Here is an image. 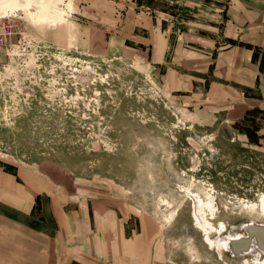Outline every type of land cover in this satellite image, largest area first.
<instances>
[{"label":"rangeland","instance_id":"374dc122","mask_svg":"<svg viewBox=\"0 0 264 264\" xmlns=\"http://www.w3.org/2000/svg\"><path fill=\"white\" fill-rule=\"evenodd\" d=\"M152 1L60 0L48 19L0 2V216L88 217L116 264H256L194 218L200 196L235 248L264 224V110L234 109L264 42L230 0Z\"/></svg>","mask_w":264,"mask_h":264},{"label":"crops","instance_id":"0c3cea01","mask_svg":"<svg viewBox=\"0 0 264 264\" xmlns=\"http://www.w3.org/2000/svg\"><path fill=\"white\" fill-rule=\"evenodd\" d=\"M228 4L231 25L255 32L256 36L249 41L264 42V0H230ZM251 58L248 56L241 64L249 72V77L235 85L244 99L238 101L234 109L244 113L249 109L264 110V72L251 63ZM214 87L218 95L228 96V99L235 94L228 90L220 91L226 88L218 82ZM244 92L249 95L246 96ZM2 219L0 216V224L7 229L0 228V264H116L107 244L100 242V238L105 237L92 231V227L84 231L79 227L81 224L89 225L87 223L91 219L88 217L71 220L70 229L64 228L57 218H47V222L52 221L56 225L52 231L44 227L32 228L22 222H18L20 228H16ZM108 236L111 237V234ZM123 236L121 234L119 239H123Z\"/></svg>","mask_w":264,"mask_h":264},{"label":"bare ground","instance_id":"6f19581e","mask_svg":"<svg viewBox=\"0 0 264 264\" xmlns=\"http://www.w3.org/2000/svg\"><path fill=\"white\" fill-rule=\"evenodd\" d=\"M0 2L8 4V5L12 6L13 8L16 7V9H18V10H24L25 9V10L29 11V10L34 9V10L40 12L42 18H44V19L54 17L51 10L53 7L60 5V0H0ZM198 200L200 203V205H199L200 210H199V213H196V216L194 219L196 221L198 229H200L203 233H205L204 235L206 236V241L210 246H212L213 248L216 247L217 249H219L221 254H223V250H225V247L226 248L227 247H231V248L233 247L235 249L234 253L237 254L238 250L240 248H242V245L244 243L248 245L249 243H246V242H250L251 244L244 251V252H246L247 250H249V252H246L245 254H243V256H245V257L248 255L253 256L254 257L253 260L256 264H264V254L261 253V251L262 252H264V251L261 250V248H259L256 245L254 240L252 241L251 236L249 237V229L251 227L264 228V224L259 225V224H253L252 223L247 228H245V230H247V232H248V238L242 239V242H240V246L238 248H235V245H234L235 244L234 242H236L235 235L230 233L229 236H222L223 229H225V230L227 229L226 225L222 224L221 230L219 227L214 226L212 224L211 220L208 218L209 215L207 216V210L205 208L206 204H205L204 200L200 196H199ZM261 200L263 203V205H262L263 211L262 212H263V216H264V195L262 196ZM256 206H258V204H256ZM214 208H216V207L214 206ZM193 215H194V213H193ZM213 231H215L216 233H220L221 237L217 240L213 239L211 237V234L213 233ZM237 236H240V235L237 234ZM253 243H254V246H252ZM228 244H230V246Z\"/></svg>","mask_w":264,"mask_h":264},{"label":"water","instance_id":"95a60500","mask_svg":"<svg viewBox=\"0 0 264 264\" xmlns=\"http://www.w3.org/2000/svg\"><path fill=\"white\" fill-rule=\"evenodd\" d=\"M250 236L252 237V241L254 240L256 245L259 248H261V250L264 251V228L251 227L249 229V237ZM246 243H249V244L247 245V244L244 243L242 245V248H240V249L245 250L251 244L250 242H246Z\"/></svg>","mask_w":264,"mask_h":264},{"label":"trees","instance_id":"16d2710c","mask_svg":"<svg viewBox=\"0 0 264 264\" xmlns=\"http://www.w3.org/2000/svg\"><path fill=\"white\" fill-rule=\"evenodd\" d=\"M139 5L142 6V5H146L148 6L149 8H154V4H153V1L151 0H148L147 2H144V0H139Z\"/></svg>","mask_w":264,"mask_h":264}]
</instances>
